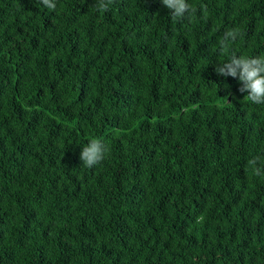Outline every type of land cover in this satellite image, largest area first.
Wrapping results in <instances>:
<instances>
[{
	"label": "trees",
	"instance_id": "obj_1",
	"mask_svg": "<svg viewBox=\"0 0 264 264\" xmlns=\"http://www.w3.org/2000/svg\"><path fill=\"white\" fill-rule=\"evenodd\" d=\"M187 2L0 0V264H264V0Z\"/></svg>",
	"mask_w": 264,
	"mask_h": 264
},
{
	"label": "clouds",
	"instance_id": "obj_2",
	"mask_svg": "<svg viewBox=\"0 0 264 264\" xmlns=\"http://www.w3.org/2000/svg\"><path fill=\"white\" fill-rule=\"evenodd\" d=\"M112 0H98L96 5L99 11L107 10ZM42 3L50 10L56 8L54 0H42ZM164 6L170 10L173 19L184 18L187 13L193 9L187 0H162ZM238 29L226 31L221 42V53L230 49V43H234L239 36ZM216 73L223 77L238 78L241 87L240 93L247 92L243 99L251 101L253 104L264 103V55L247 57L243 55L232 54L230 58L215 69ZM107 148L97 139H92L84 146L80 153V159L87 167H93L103 161ZM260 158H254L253 164ZM256 174H261V168H256Z\"/></svg>",
	"mask_w": 264,
	"mask_h": 264
}]
</instances>
